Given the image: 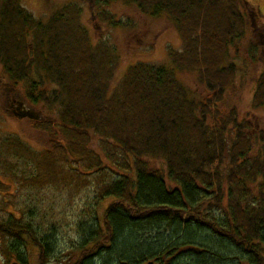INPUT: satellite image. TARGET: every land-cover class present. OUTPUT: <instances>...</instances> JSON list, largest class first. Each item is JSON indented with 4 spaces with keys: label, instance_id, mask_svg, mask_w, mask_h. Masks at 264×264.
<instances>
[{
    "label": "trees",
    "instance_id": "16d2710c",
    "mask_svg": "<svg viewBox=\"0 0 264 264\" xmlns=\"http://www.w3.org/2000/svg\"><path fill=\"white\" fill-rule=\"evenodd\" d=\"M93 1L98 20L129 26L105 7L119 0ZM121 1L175 26L182 47L170 49L166 63L137 61L117 75L114 48L92 39L77 1L42 19L20 0H0V79L24 83L27 101L47 116L33 126L49 135L42 148L15 135L0 141L7 178H0V253L7 264H28L14 247L22 241L36 250L33 264H84L92 254L101 264H222L231 248L232 264H264V130L248 133L252 124L234 109L219 113L210 94L237 73L229 50L246 37L251 7L245 0ZM180 73L193 74L199 91ZM251 106L264 109V66ZM13 186L31 189L29 199L16 206ZM51 187L64 201L92 188L95 204L104 203L101 219L78 223L82 240L71 262H53L41 235L54 225L43 226L35 196Z\"/></svg>",
    "mask_w": 264,
    "mask_h": 264
},
{
    "label": "rangeland",
    "instance_id": "374dc122",
    "mask_svg": "<svg viewBox=\"0 0 264 264\" xmlns=\"http://www.w3.org/2000/svg\"><path fill=\"white\" fill-rule=\"evenodd\" d=\"M68 1H77L83 6L82 20L89 29L92 39L95 42H104L114 48L115 51L113 52L118 56L119 61L117 75H120L127 65L137 61L153 64L166 63L169 50L182 47L180 34L164 15L156 17L142 15L134 5L121 0L105 5L116 19H120L129 25L118 28L98 20L93 0H20L28 11L35 17L42 19H45L52 10ZM245 1L252 9V13L246 11L249 16L248 31L246 37L235 40L229 50L230 59L236 63L237 73L230 86L224 87L222 91H211L210 94L216 95L214 106L219 113L227 114L234 109L240 119H246L252 124V128L247 132L256 135L258 131L264 130V109L251 106L256 78L264 66V0ZM241 9L245 10L242 6ZM251 40L255 45L253 49L248 46ZM179 76L190 88L199 91L193 74L180 73ZM23 87L24 83L11 85L0 79V141L15 135L35 148H42L49 143V135L45 131L35 128L31 119L15 118L9 106L12 102L15 104L16 101H22L42 117L44 109L31 106L26 99ZM44 118L47 116L42 117V119ZM90 146L96 148V139L91 141ZM148 162L156 168H163L164 165L160 159L150 158ZM0 176L3 180L7 179L5 175L0 174ZM14 186L8 192L10 193L9 197H13L15 205L18 206L16 203L21 202L22 199H29L31 189L15 190ZM93 195L92 188H87L70 200L64 201V196L59 195L58 191L51 187L39 191L38 195L35 196L40 202L39 207L46 214L47 220L42 221L43 226L47 224V221H53L54 226L52 228L48 226V230L41 231V235L49 241V251L55 255L54 258L52 257L53 262L57 259H63V262H71L77 257L78 251L76 252L75 249L82 240V235L77 233V228L79 230L77 225L81 219L86 221L95 217L101 219L104 203L95 204ZM7 210L11 212L15 209L10 206ZM1 215L3 214L1 213ZM206 235L212 236L210 233ZM212 237L214 238V236ZM21 242H14V247L17 248L19 256L25 259L28 264H33V253L36 250L29 243H26L24 248V243ZM230 250L228 254L234 255L235 250L231 248ZM182 251L187 250L184 248ZM223 254L227 256L226 253ZM229 255L227 256L229 261H224L222 264H232L233 255L231 257ZM13 260L15 259H10V262ZM99 260H103V257L92 254L85 259L84 264H101L102 262ZM234 260L237 264V260ZM215 262L217 260H214L213 263ZM0 264H7L1 253Z\"/></svg>",
    "mask_w": 264,
    "mask_h": 264
},
{
    "label": "water",
    "instance_id": "95a60500",
    "mask_svg": "<svg viewBox=\"0 0 264 264\" xmlns=\"http://www.w3.org/2000/svg\"><path fill=\"white\" fill-rule=\"evenodd\" d=\"M12 112L16 117L19 118H23V117H28L31 119L38 118V114L30 108H25L22 102H18V106L14 110H12ZM10 264H18V263L16 261H13ZM143 264H156V263L153 260H148Z\"/></svg>",
    "mask_w": 264,
    "mask_h": 264
},
{
    "label": "flooded vegetation",
    "instance_id": "af4514ba",
    "mask_svg": "<svg viewBox=\"0 0 264 264\" xmlns=\"http://www.w3.org/2000/svg\"><path fill=\"white\" fill-rule=\"evenodd\" d=\"M16 102H18V101H16ZM10 108L11 109H13L15 106H16V103L15 104H13V102L12 103H10ZM25 107H28L27 105H24ZM43 117V116H42ZM41 118V117H40Z\"/></svg>",
    "mask_w": 264,
    "mask_h": 264
}]
</instances>
